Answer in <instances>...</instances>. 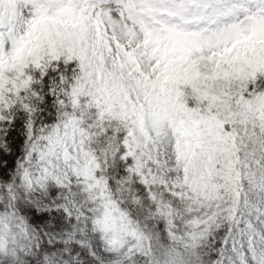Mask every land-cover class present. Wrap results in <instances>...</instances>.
Wrapping results in <instances>:
<instances>
[{"label":"snow or ice","instance_id":"obj_1","mask_svg":"<svg viewBox=\"0 0 264 264\" xmlns=\"http://www.w3.org/2000/svg\"><path fill=\"white\" fill-rule=\"evenodd\" d=\"M0 264H264V0H0Z\"/></svg>","mask_w":264,"mask_h":264}]
</instances>
